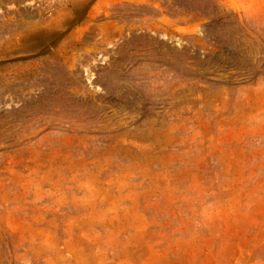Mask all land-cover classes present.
Listing matches in <instances>:
<instances>
[{"label": "rangeland", "instance_id": "obj_1", "mask_svg": "<svg viewBox=\"0 0 264 264\" xmlns=\"http://www.w3.org/2000/svg\"><path fill=\"white\" fill-rule=\"evenodd\" d=\"M0 264H264V0H0Z\"/></svg>", "mask_w": 264, "mask_h": 264}, {"label": "trees", "instance_id": "obj_2", "mask_svg": "<svg viewBox=\"0 0 264 264\" xmlns=\"http://www.w3.org/2000/svg\"><path fill=\"white\" fill-rule=\"evenodd\" d=\"M223 53H226L227 55H233L237 58H241V56L239 55L238 51L236 50H233V49H230L226 46H223ZM104 99L108 100V101H111V102H115V103H121L122 100L113 96V95H110V94H106L104 95Z\"/></svg>", "mask_w": 264, "mask_h": 264}]
</instances>
